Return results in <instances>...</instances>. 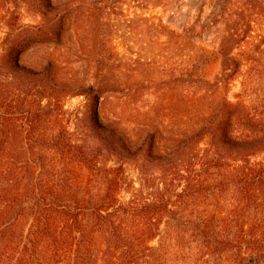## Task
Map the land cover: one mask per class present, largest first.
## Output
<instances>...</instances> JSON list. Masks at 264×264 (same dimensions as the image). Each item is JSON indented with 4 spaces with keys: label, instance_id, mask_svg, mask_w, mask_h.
<instances>
[{
    "label": "trees",
    "instance_id": "16d2710c",
    "mask_svg": "<svg viewBox=\"0 0 264 264\" xmlns=\"http://www.w3.org/2000/svg\"><path fill=\"white\" fill-rule=\"evenodd\" d=\"M163 1L171 0L157 5ZM220 5L217 49L195 39L196 24L170 31L174 58L183 60L168 75L176 94L142 114L140 142L118 123H101L102 60L93 86L60 88L49 65L22 66L26 47L6 39L0 264H264V35L254 36L264 3ZM234 82L241 86L237 104L229 99ZM65 92L91 103L111 159L144 161L158 171L128 200L121 198L122 167L100 164L72 141L60 102Z\"/></svg>",
    "mask_w": 264,
    "mask_h": 264
},
{
    "label": "rangeland",
    "instance_id": "374dc122",
    "mask_svg": "<svg viewBox=\"0 0 264 264\" xmlns=\"http://www.w3.org/2000/svg\"><path fill=\"white\" fill-rule=\"evenodd\" d=\"M115 1L113 9L101 0H0V54L5 52L6 39L13 36L10 44L26 47L21 65L34 70L49 65L51 78L60 88L93 86L96 62L102 60L107 75L99 106L101 123L104 127L118 123L140 142L144 129L139 124L147 122L142 114L149 113L155 102L169 101L176 94L169 76L183 60L174 58L170 31L183 33L196 24L195 39L210 50L217 49L224 27L214 22L224 15L220 5L224 0H171L161 6L159 0ZM246 2L264 0H236ZM257 23L254 36H263L264 17ZM28 26L32 29L21 31ZM7 75L1 70L0 78ZM181 88L184 93L189 90L186 85ZM240 93L239 82H234L229 91L233 104L242 101ZM60 102L69 112L63 121L72 141L100 164L122 167L127 180L123 201L158 172L144 161L110 158L107 134L94 126L91 103L84 96H66L65 92ZM208 144L203 141L200 148Z\"/></svg>",
    "mask_w": 264,
    "mask_h": 264
}]
</instances>
